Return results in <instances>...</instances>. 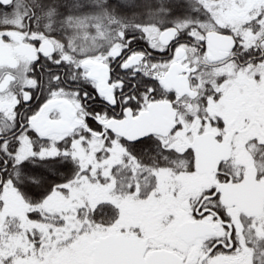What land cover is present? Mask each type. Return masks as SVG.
I'll use <instances>...</instances> for the list:
<instances>
[{
	"label": "snow or ice",
	"instance_id": "snow-or-ice-1",
	"mask_svg": "<svg viewBox=\"0 0 264 264\" xmlns=\"http://www.w3.org/2000/svg\"><path fill=\"white\" fill-rule=\"evenodd\" d=\"M0 264H264V0H0Z\"/></svg>",
	"mask_w": 264,
	"mask_h": 264
}]
</instances>
